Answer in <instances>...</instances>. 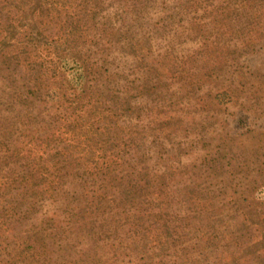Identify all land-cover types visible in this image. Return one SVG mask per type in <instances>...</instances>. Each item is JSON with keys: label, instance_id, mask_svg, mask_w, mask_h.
Wrapping results in <instances>:
<instances>
[{"label": "rangeland", "instance_id": "1", "mask_svg": "<svg viewBox=\"0 0 264 264\" xmlns=\"http://www.w3.org/2000/svg\"><path fill=\"white\" fill-rule=\"evenodd\" d=\"M221 1L174 18L150 0L138 18L100 0L123 31L104 52L129 107L101 149L80 143L68 109L27 92L21 65L8 82L0 56V264H264V0Z\"/></svg>", "mask_w": 264, "mask_h": 264}, {"label": "trees", "instance_id": "2", "mask_svg": "<svg viewBox=\"0 0 264 264\" xmlns=\"http://www.w3.org/2000/svg\"><path fill=\"white\" fill-rule=\"evenodd\" d=\"M4 1L10 8L6 14L0 11V56L1 63L5 66L12 64L5 79L15 82L16 78L11 70L21 65L26 72L23 75V85L28 86L27 92L33 93L32 96L40 100L53 103L51 105L57 108L64 106L68 109L72 114L68 127L76 134V125L82 130L80 143L91 141L97 149H101L100 136L110 130V117L129 109L124 106L128 97L126 86L123 94L119 91L117 94L110 85L113 73L108 71L107 53L104 52L107 49L105 43L109 46H112L114 41L118 43L123 31L114 28L110 18H100V0ZM117 1L121 2L120 6L124 9L120 15L127 14L132 9L137 12L136 16L139 18L142 10L140 5H149L150 0ZM161 1L168 3V9L174 18L181 13L190 12L194 9L193 6L201 5V1L207 3V0ZM221 2L223 3V0ZM218 8H222V4L214 9ZM87 28L86 36L92 32V39L95 41L87 47L86 52L81 46V40ZM125 32L127 35L122 47L139 60L140 67H146L141 65L146 51L136 42H132L129 31ZM101 39L104 40L103 44ZM89 58L95 62L91 63ZM96 64H101L108 72V81L100 88L104 93L94 85L103 68L99 69ZM67 71L70 73L66 74ZM153 79L154 83L148 84L147 87L154 88V84L159 82L157 75ZM103 111L111 114H104ZM96 115L98 125L96 124L93 131L92 126L96 122H90V118ZM100 156L97 154V157ZM144 183L125 186L127 185V190L132 193L139 191Z\"/></svg>", "mask_w": 264, "mask_h": 264}]
</instances>
